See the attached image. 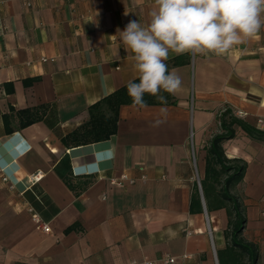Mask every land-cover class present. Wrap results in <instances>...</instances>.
Here are the masks:
<instances>
[{
    "label": "crops",
    "instance_id": "crops-1",
    "mask_svg": "<svg viewBox=\"0 0 264 264\" xmlns=\"http://www.w3.org/2000/svg\"><path fill=\"white\" fill-rule=\"evenodd\" d=\"M153 8L154 0H0V264L225 259L226 211L208 212L200 185L205 150L226 108L264 134V29L224 56L170 53L165 63L176 62L169 71L181 80L175 105H121L109 139L69 140L90 106L138 78L117 30L133 19L146 26ZM25 110L38 119L23 126ZM222 147L245 164L232 190L245 217L239 240L264 264V135L235 127ZM124 174L132 184L113 182Z\"/></svg>",
    "mask_w": 264,
    "mask_h": 264
},
{
    "label": "clouds",
    "instance_id": "clouds-1",
    "mask_svg": "<svg viewBox=\"0 0 264 264\" xmlns=\"http://www.w3.org/2000/svg\"><path fill=\"white\" fill-rule=\"evenodd\" d=\"M262 29L264 0H154L146 26L133 19L117 30L138 74V83H127L133 106L147 108L145 94L166 104L160 93L179 91L181 80L165 63L170 53L224 56Z\"/></svg>",
    "mask_w": 264,
    "mask_h": 264
},
{
    "label": "trees",
    "instance_id": "trees-1",
    "mask_svg": "<svg viewBox=\"0 0 264 264\" xmlns=\"http://www.w3.org/2000/svg\"><path fill=\"white\" fill-rule=\"evenodd\" d=\"M175 63H166L168 69ZM133 82L138 83V78ZM160 95L166 98V104H161L156 97L149 94H145L144 100L147 105L176 104L171 94L162 91ZM121 105H133L127 92V84L89 107L88 121L69 135L70 142L74 146H83L109 139L116 133L118 110ZM26 114H32V116L22 123L23 126L38 119L34 110L19 112V115ZM2 117L5 128L9 132L8 117L6 115ZM218 122L221 132L214 135L206 147L204 177L201 179L200 185L207 211L225 209L227 214L225 236L229 239V243L225 259L221 260L220 264H257V250L239 240L245 223L244 210L239 199L232 194L234 187L242 180L245 164L239 159L227 158L222 143L234 137L235 127L256 139L261 138L264 134L249 126L227 108L219 114ZM198 202L199 196L193 195L192 203L197 204Z\"/></svg>",
    "mask_w": 264,
    "mask_h": 264
},
{
    "label": "built area",
    "instance_id": "built-area-1",
    "mask_svg": "<svg viewBox=\"0 0 264 264\" xmlns=\"http://www.w3.org/2000/svg\"><path fill=\"white\" fill-rule=\"evenodd\" d=\"M25 5L29 6V3L25 1ZM256 125H257V127L259 129H264V119L257 120ZM32 179H37V178L33 177ZM2 180L5 181L6 177L3 176ZM125 180L128 182V184H132L133 183V180L128 178L126 174L122 175L119 180H116V181H113V182L118 184V185H122L123 181H125ZM29 212H31V219L35 223L36 228L38 230H41V231L45 232V233H48L50 231V228L47 226V224H43L41 222V219L39 218V216L35 212H33L32 209H29ZM209 235L211 236L210 232H209ZM157 262H159L161 264H174L175 263V258L170 257V256H163L162 258H159L157 260ZM132 264H136V263L132 262ZM142 264H155V262L146 261V262H143Z\"/></svg>",
    "mask_w": 264,
    "mask_h": 264
},
{
    "label": "rangeland",
    "instance_id": "rangeland-1",
    "mask_svg": "<svg viewBox=\"0 0 264 264\" xmlns=\"http://www.w3.org/2000/svg\"><path fill=\"white\" fill-rule=\"evenodd\" d=\"M197 162V160H196ZM194 177L197 179L198 178V175H197V172H196V168L194 169Z\"/></svg>",
    "mask_w": 264,
    "mask_h": 264
}]
</instances>
